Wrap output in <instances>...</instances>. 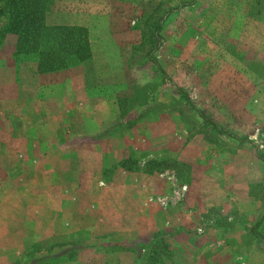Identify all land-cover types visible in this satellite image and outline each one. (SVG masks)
Masks as SVG:
<instances>
[{"label":"rangeland","instance_id":"1","mask_svg":"<svg viewBox=\"0 0 264 264\" xmlns=\"http://www.w3.org/2000/svg\"><path fill=\"white\" fill-rule=\"evenodd\" d=\"M46 5L45 22H65L74 14L90 17L93 56L75 72L85 75L96 93L112 90L116 97H127L126 115L116 117V127L131 120L125 130L136 138L142 135L140 127L156 124L157 148L130 145L122 157L136 159L140 168L135 171L146 162H161L162 171L175 178L171 188L186 185L172 204L196 210L186 230L195 238L189 249H198L200 258L177 251L184 232L172 225L158 229L155 237L162 242L158 264H264L259 237H264V0H47ZM157 23L159 29L152 32ZM142 32L152 36L151 42L134 49ZM13 41L10 34L0 35L1 62L12 60ZM175 86L205 119L188 108ZM63 101L66 110L74 108ZM50 117L56 122L60 116ZM93 117L101 120L108 114ZM93 117L66 115L64 137L77 136L71 128L84 130ZM210 123L231 136L210 132ZM113 156L115 148L101 143L78 149L64 162L54 148L48 172L32 179L31 171L26 175L17 163H0L13 175L8 181L12 187L5 191L13 196L7 200H24L34 211L29 227L19 219L0 227V264H141L145 242L157 230L140 243L123 233V210L100 213L112 203L104 187L116 169ZM142 176L136 177L140 184ZM131 188L127 223L142 219L141 186ZM115 198L121 205L119 194ZM70 203L80 222L64 225L61 209ZM104 222L109 226L103 229L99 224Z\"/></svg>","mask_w":264,"mask_h":264},{"label":"crops","instance_id":"2","mask_svg":"<svg viewBox=\"0 0 264 264\" xmlns=\"http://www.w3.org/2000/svg\"><path fill=\"white\" fill-rule=\"evenodd\" d=\"M46 17L47 14L45 20ZM71 17L65 22L59 20L56 22L46 20V22L48 24L84 26L87 29L91 52L92 46L89 36L92 34V31H90V17H81L77 14ZM10 46L9 50L12 49L11 44ZM92 56L91 54L90 58ZM80 65L81 63L74 68L66 70L69 72L74 70L73 73L60 74L64 71L38 73L33 62L24 61L18 63L16 66L12 60L7 61L6 59L5 62H1L0 60V163H8L10 161L17 163L16 168L25 169L26 175H28L29 170L31 171L30 178L28 179H32V176L42 178L43 173L48 172L47 164L51 159L50 152L54 148L56 152L58 149L59 160L65 162L69 158L74 157L77 154V150L82 147L94 148L100 146L101 143H105V146L107 144L108 147L113 146L115 148L116 156H113L111 159L113 163L123 158L122 151L130 145L134 147L141 146L142 149H145L146 146L147 148L150 146L157 148L155 143L158 138H154L156 124L149 123L144 128L140 127L137 131L138 133L142 132V135L140 137L136 135V138L130 137V134L124 128L116 127L118 122L116 119L118 117V108L114 101L116 100V94L112 90H109L108 93L106 91L104 93H96V90L93 88L94 85H87L84 78L85 75L75 72ZM95 78L101 77L96 76ZM60 86L61 89L59 90ZM64 99H68L74 108L66 110L64 101L62 102ZM95 109H98V111ZM69 114L87 115L90 117L98 114L101 116L108 114V118L96 120L93 117L92 123H85L84 130L79 127L71 128V130L79 133L74 132L76 134L73 133L72 135L77 136L73 137L74 139L70 136L68 140L64 137V127L66 122H68L65 116ZM51 115L60 117L54 122L50 117ZM67 130L69 133V128ZM6 149H9L8 155L5 154ZM16 152H18L17 155H15ZM65 152L67 153L65 154ZM175 153L172 152V155ZM19 156L20 158H17ZM108 159L106 158V161ZM32 163L35 164L32 165ZM90 173L92 172L90 171ZM139 174L143 175V182L141 184L137 182L139 179L136 178L137 175L138 177L140 176ZM169 175V173L163 171L146 174L143 171H127L121 167H116L111 174V180L104 187L106 188L105 192L110 194L108 198L112 199V203H109V205L111 204L110 206L103 207L100 213L104 215L106 211L112 213L116 210H123L124 215L123 213L121 214L127 218L124 219V222H121L123 226H126L123 233L134 236L132 240L138 237L137 241L140 243H144L148 239L147 235L151 231L175 225L176 229L180 230V233L184 232L182 233L184 234L183 244L179 246L177 251L184 249L188 256L195 255V259H198L200 258L199 250L197 249L193 252L189 249V246L195 243L193 242L195 238H191L186 230L187 227H191L188 218L196 210L183 206L180 203H178V207L172 204L179 196L183 195L182 191L186 189V185H181L179 189L171 188L174 185L172 178H175L173 174ZM12 177L13 175L10 174V170L0 167V180H2L0 182V189H2L0 190V211H4V214H0V227H7V223L10 222L8 219H19L24 227H29L32 217L30 214L34 212L33 208L28 206L27 203L25 204L24 200L19 201L15 197L11 201L7 200L10 196H13V193L10 192L5 194L6 188L12 187L8 184V181ZM120 177L127 178L128 181L118 182V178ZM18 184L16 182L14 186ZM133 186L138 188L141 186L140 191L143 197L140 200L138 210L141 213L142 219L140 221L129 219L130 223H127L128 214H126V211L129 209L125 208L127 202L126 196L127 191L132 189L131 187ZM11 189L14 190L13 188ZM117 194L120 196V204L122 206L116 205L118 202L115 198ZM68 202L70 201L68 200ZM170 203L172 204L171 206L169 205ZM93 206L96 208L94 204ZM46 210L45 207H42V211ZM61 211V217H63L61 220L62 224L68 225L70 223L71 225V222L74 220L78 221V223L80 222V218L76 216L74 204L70 203V206L64 205ZM177 211L178 213H176ZM101 225L99 224L103 229L105 226H109L105 222L103 226ZM94 226L96 227V224ZM124 242L129 241L123 238Z\"/></svg>","mask_w":264,"mask_h":264},{"label":"trees","instance_id":"3","mask_svg":"<svg viewBox=\"0 0 264 264\" xmlns=\"http://www.w3.org/2000/svg\"><path fill=\"white\" fill-rule=\"evenodd\" d=\"M47 0H0V33L13 36L14 43L11 51V58L16 66L20 62H33L38 73H49L64 71L78 66L91 57L87 29L79 25L67 24H47L44 21ZM157 23L152 26V32L158 30ZM0 34V35H1ZM152 35V33H150ZM142 39L134 46L138 49L143 44L151 42V37L145 32L141 33ZM161 72L160 68H157ZM179 92V98L186 101L188 108L192 106L188 102L187 94L179 87H173ZM176 92V93H177ZM116 106L118 108V118L123 119L126 115L124 105L127 97L118 96ZM140 107L143 103L138 104ZM192 110L200 119H205L204 115L192 106ZM131 120L119 122V128L127 129L131 125ZM210 132L226 133L222 128L210 123ZM147 163V162H146ZM141 166V170L146 174L161 172L164 165L161 162H148ZM150 163V164H149ZM136 164V165H134ZM127 171L137 170V161L133 158H121L115 164ZM264 217V205L262 216ZM160 230V229H159ZM159 230L150 233L149 241L146 242L142 254L141 264H158V255L162 242L157 237ZM264 240L263 236H259ZM161 253V252H160Z\"/></svg>","mask_w":264,"mask_h":264}]
</instances>
